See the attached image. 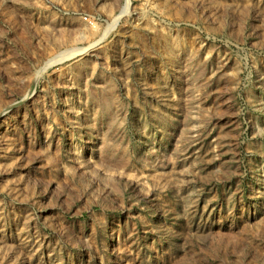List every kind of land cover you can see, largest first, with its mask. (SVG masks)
<instances>
[{"label":"rangeland","instance_id":"rangeland-1","mask_svg":"<svg viewBox=\"0 0 264 264\" xmlns=\"http://www.w3.org/2000/svg\"><path fill=\"white\" fill-rule=\"evenodd\" d=\"M0 264H264V0H0Z\"/></svg>","mask_w":264,"mask_h":264}]
</instances>
